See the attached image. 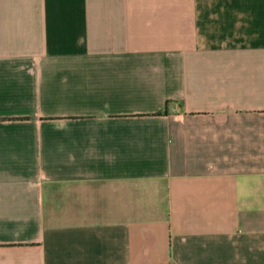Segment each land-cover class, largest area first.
<instances>
[{"label": "crops", "instance_id": "crops-1", "mask_svg": "<svg viewBox=\"0 0 264 264\" xmlns=\"http://www.w3.org/2000/svg\"><path fill=\"white\" fill-rule=\"evenodd\" d=\"M0 264H264V0H0Z\"/></svg>", "mask_w": 264, "mask_h": 264}]
</instances>
